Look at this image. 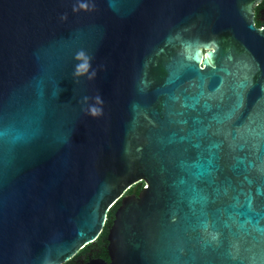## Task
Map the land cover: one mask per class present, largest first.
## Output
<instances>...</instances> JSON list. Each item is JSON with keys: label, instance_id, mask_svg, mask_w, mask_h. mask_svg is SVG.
<instances>
[{"label": "water", "instance_id": "obj_1", "mask_svg": "<svg viewBox=\"0 0 264 264\" xmlns=\"http://www.w3.org/2000/svg\"><path fill=\"white\" fill-rule=\"evenodd\" d=\"M259 1L0 0V264H264Z\"/></svg>", "mask_w": 264, "mask_h": 264}, {"label": "flooded vegetation", "instance_id": "obj_2", "mask_svg": "<svg viewBox=\"0 0 264 264\" xmlns=\"http://www.w3.org/2000/svg\"><path fill=\"white\" fill-rule=\"evenodd\" d=\"M252 19L253 25L256 29H261L264 25V0H260L259 2H255L252 6ZM201 66V65H200ZM139 185L133 186L127 194H133L131 190L133 188H137ZM143 187V184H142ZM89 246V245H88ZM93 259H101L106 262H109V257L107 254V241L106 238L101 240L98 243L90 244L86 251L81 254L76 255L74 258L66 262L65 264H87L88 261Z\"/></svg>", "mask_w": 264, "mask_h": 264}, {"label": "trees", "instance_id": "obj_3", "mask_svg": "<svg viewBox=\"0 0 264 264\" xmlns=\"http://www.w3.org/2000/svg\"><path fill=\"white\" fill-rule=\"evenodd\" d=\"M141 187H142V185H139L137 188H133V189L131 190V192H132L133 194L137 195V194L139 193ZM117 206H118V204H116V206L114 207V209L108 213V221H107V224H108V225H109V224L111 223V221H112L113 212H114V210H115V208H116ZM106 233H107V228H104V230L101 232V234L99 235V237H98V239L95 241V243H98V242H100L101 240L105 239V238H106ZM89 246H90V245H89ZM89 246L85 247V248H84L83 250H81L78 254H81L82 252L86 251L87 248H88ZM78 254H77V255H78Z\"/></svg>", "mask_w": 264, "mask_h": 264}, {"label": "clouds", "instance_id": "obj_4", "mask_svg": "<svg viewBox=\"0 0 264 264\" xmlns=\"http://www.w3.org/2000/svg\"><path fill=\"white\" fill-rule=\"evenodd\" d=\"M92 114H93V115H96L97 113H96V111L94 110Z\"/></svg>", "mask_w": 264, "mask_h": 264}, {"label": "built area", "instance_id": "obj_5", "mask_svg": "<svg viewBox=\"0 0 264 264\" xmlns=\"http://www.w3.org/2000/svg\"><path fill=\"white\" fill-rule=\"evenodd\" d=\"M144 186V185H143Z\"/></svg>", "mask_w": 264, "mask_h": 264}]
</instances>
